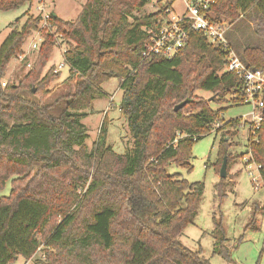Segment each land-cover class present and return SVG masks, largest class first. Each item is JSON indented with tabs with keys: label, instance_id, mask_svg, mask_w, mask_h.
<instances>
[{
	"label": "trees",
	"instance_id": "1",
	"mask_svg": "<svg viewBox=\"0 0 264 264\" xmlns=\"http://www.w3.org/2000/svg\"><path fill=\"white\" fill-rule=\"evenodd\" d=\"M32 2L0 0V11ZM148 2L86 0L73 20L51 11L48 22L67 45L66 82L74 81L64 92L50 86L60 76L53 66L42 74L55 40L39 28L41 17L27 10L9 24L0 43V190L10 181L9 193L0 196V264L20 255L31 259L41 246L45 264H210L179 240L193 221L203 184L168 173L167 166L190 170L193 143L220 119L216 167L227 156L228 168L231 143L225 138L237 135L240 119L224 121L219 106L241 104L243 90L234 73L223 71L224 52L197 30L188 31L187 43L170 59L142 57L145 27L166 9L162 4L137 16ZM253 8L264 16V0H214L210 12L233 24ZM36 30L42 41L34 61L17 82L3 86L10 61ZM237 53L249 68H264L259 46ZM111 78L123 90L119 111L132 134L130 153L107 144L106 116L92 149L85 145L82 119ZM196 90L211 92L217 107ZM60 101L63 109L53 114ZM247 146L264 179V124L258 141ZM225 186V178L216 183L219 196ZM224 239L219 236L214 252L229 258Z\"/></svg>",
	"mask_w": 264,
	"mask_h": 264
},
{
	"label": "rangeland",
	"instance_id": "2",
	"mask_svg": "<svg viewBox=\"0 0 264 264\" xmlns=\"http://www.w3.org/2000/svg\"><path fill=\"white\" fill-rule=\"evenodd\" d=\"M85 2L86 0H33L31 5L0 11V43L10 31L9 24L24 12L28 10L33 15H39L36 9L38 4H42L45 10L56 9L65 20H73ZM162 4L163 0H149L136 15L142 16L155 12ZM170 7L178 11L182 7V2L176 0ZM24 19L25 16L21 18V22ZM225 24L227 38L237 52L241 53L247 46H259L264 49V16L256 8L251 9L235 23L228 24L225 21ZM39 39L38 32L32 31L23 44V50L27 52L26 58L31 63L36 57L37 50L32 49L29 44ZM64 46L66 44L60 42L54 47L42 74L49 67H55L58 62L62 61L60 48ZM27 69V66L23 67V61L15 58L10 61L3 80L17 82ZM58 72L60 76L50 86L58 87L57 89L62 92L72 90L74 81L66 82L69 76V66L65 65ZM101 88L102 94L93 101L92 110L87 111V115L82 119L88 134L85 140L86 148L92 149L101 122L106 116L108 120L107 144L118 154L130 153L133 147L132 134L125 117L119 111L123 90L116 78L103 83ZM194 94L208 100L213 108L217 107L212 102L214 97L211 92L196 90ZM63 107L64 103L58 102L52 109V113H59ZM219 107L223 108L221 119L224 121L236 117L241 119L240 116L247 114L250 110V106L243 103L225 102ZM223 132L224 130H211L193 143L191 156L188 158L191 165L190 170L174 163L167 166L168 173H178L189 182L198 181L203 184V193L196 214L193 221L179 236V240L187 248L199 250L201 257L208 260L210 264H264V179L261 178L258 169L248 167L250 154L245 130L238 128L236 136L232 139L225 138L231 143L227 150L230 162L226 168V186L222 191L224 195H218L216 183L221 178L218 171L220 167L218 169L216 163ZM249 172H252V175ZM9 190L10 181H7L4 188L0 190V196L7 195ZM253 219L255 223L252 222ZM220 226L222 232L219 230ZM220 235L225 238L222 244L228 249L229 258H224L219 252H214ZM42 248L41 246L31 259H25L20 255L8 264H45L42 258L44 254Z\"/></svg>",
	"mask_w": 264,
	"mask_h": 264
},
{
	"label": "built area",
	"instance_id": "3",
	"mask_svg": "<svg viewBox=\"0 0 264 264\" xmlns=\"http://www.w3.org/2000/svg\"><path fill=\"white\" fill-rule=\"evenodd\" d=\"M174 1L176 0H163V4H166L164 14L153 24L145 27L148 39L142 50V57L170 59L185 46L189 39L188 31L190 29L201 32L210 44L224 52L223 71L234 73L240 82L243 90L242 103L249 105L250 110L247 114L240 116L239 129L245 130L247 144L257 142L258 130L264 124V68H249L233 49L226 35L225 21L216 20L214 14L210 12V6L214 0H180L182 7L178 11L174 7H170ZM36 9L41 17L39 28L53 34L55 46L59 45L60 42L66 44L61 34L56 33L48 22L51 11L45 10L42 4H38ZM36 32H38L40 39L33 40L29 45L38 51L42 35L41 31L36 30ZM66 48L67 45L60 48L62 61L58 62L55 67L53 66L54 72H58L59 69L67 65L64 57ZM26 57L27 52L23 50L17 59L30 67L32 63ZM7 82V80H2L1 84L4 86ZM221 124V120L217 119L212 124L211 130H216ZM249 159L250 165L248 167L259 169V165L252 161L251 155ZM249 173L252 175V172ZM42 258H44V254Z\"/></svg>",
	"mask_w": 264,
	"mask_h": 264
},
{
	"label": "water",
	"instance_id": "4",
	"mask_svg": "<svg viewBox=\"0 0 264 264\" xmlns=\"http://www.w3.org/2000/svg\"><path fill=\"white\" fill-rule=\"evenodd\" d=\"M187 101L188 100L186 99V100L176 104L173 108L174 111H177L178 109L182 108L186 104ZM226 166H227V156H224L222 163H221V166H220V170H219V177L220 178H226V176H227Z\"/></svg>",
	"mask_w": 264,
	"mask_h": 264
},
{
	"label": "crops",
	"instance_id": "5",
	"mask_svg": "<svg viewBox=\"0 0 264 264\" xmlns=\"http://www.w3.org/2000/svg\"><path fill=\"white\" fill-rule=\"evenodd\" d=\"M58 17H60V18H62L60 15H59V13L56 11V9L55 10H52ZM63 19V18H62Z\"/></svg>",
	"mask_w": 264,
	"mask_h": 264
}]
</instances>
